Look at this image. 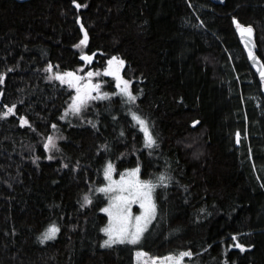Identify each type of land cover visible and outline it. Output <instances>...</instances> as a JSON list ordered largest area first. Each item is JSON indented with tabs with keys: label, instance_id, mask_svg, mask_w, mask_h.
I'll list each match as a JSON object with an SVG mask.
<instances>
[{
	"label": "trees",
	"instance_id": "16d2710c",
	"mask_svg": "<svg viewBox=\"0 0 264 264\" xmlns=\"http://www.w3.org/2000/svg\"><path fill=\"white\" fill-rule=\"evenodd\" d=\"M237 22L255 28L264 61V0H0V113L16 105L0 118V264H135L132 246H102L107 199L84 204L109 162L167 178L141 244L151 256L264 264V95ZM114 56L135 102L104 73ZM49 64L99 72L92 82L109 99L66 114L75 89L49 79Z\"/></svg>",
	"mask_w": 264,
	"mask_h": 264
},
{
	"label": "snow or ice",
	"instance_id": "6c2138e0",
	"mask_svg": "<svg viewBox=\"0 0 264 264\" xmlns=\"http://www.w3.org/2000/svg\"><path fill=\"white\" fill-rule=\"evenodd\" d=\"M75 2V0H73ZM79 7V5H77ZM83 27V25H81ZM237 28L240 30L241 36L245 33L251 34V26H243L237 22ZM88 43V34L85 31L83 39L79 41V44L76 47L87 45ZM95 53L89 55L84 53L82 55V60L86 62H91ZM249 56H252L253 53L250 51ZM124 65V61L118 57H112L107 61V67L104 69L106 75L112 76L116 81V88L119 91V95L127 97V102H135L136 96L132 93L130 89L131 81L126 80L121 75V69ZM58 67V66H57ZM54 66L49 64L47 66V71L53 72ZM100 75L99 72L87 71L85 75H78L77 72L66 71L60 73L59 71L53 72V76H50L49 79L53 77L60 80L62 83L68 84L69 87L75 89V95L71 97V103L68 105V108L65 109V113L79 114L82 109L86 108L89 101L95 99H107L111 94L109 93H100L101 84L99 82L93 83L92 78L94 76ZM261 78L264 79V70L260 71ZM3 82V74H0V83ZM95 91L97 95L93 96L92 93ZM16 105H12L7 108L6 111L0 113V118L7 117L15 109ZM133 119L137 122L139 127L144 133V142L146 146L152 147L156 144V140L153 137L151 131L149 130L148 121L143 118L140 114L133 112L131 113ZM65 117L62 116L61 119ZM21 124H28V120L25 117L20 118ZM195 123V122H194ZM95 126V125H93ZM52 128H56V125H52ZM59 137H53L49 135L47 137V142L44 144L46 149L56 148L57 145L55 141ZM237 143H239V134L237 133ZM101 147L107 148V145H102ZM49 159L52 157L49 156ZM115 171L111 162L107 164L104 169V176L107 179L108 183L103 187L97 189V191L109 195L108 206L102 208L101 211L106 212L109 217L108 224L101 229L107 239L103 240L102 246L111 247L116 244H131L137 245L147 225L155 217L156 214V204L153 200V191L157 187V184H163L166 181V177L161 174L156 183H153L151 180H141L139 178V167L133 169H126L123 173L120 174L119 180L113 179L112 173ZM84 204H90V197L85 194L83 197ZM139 204L140 209L142 210L139 215H133L131 212V205ZM83 206V205H82ZM59 231V228L53 224L41 234V242L51 240L55 238L56 233ZM235 239V237H233ZM236 247L240 248L242 251L245 246L243 244H236ZM137 260L141 264H149L148 260H143L142 258L147 257L148 254L142 250H138L135 253ZM192 255L191 251H182L178 254H169L163 258H152L151 264H156L157 261H160L161 264H183L185 257H190Z\"/></svg>",
	"mask_w": 264,
	"mask_h": 264
},
{
	"label": "rangeland",
	"instance_id": "374dc122",
	"mask_svg": "<svg viewBox=\"0 0 264 264\" xmlns=\"http://www.w3.org/2000/svg\"><path fill=\"white\" fill-rule=\"evenodd\" d=\"M100 93H108V92H105L103 89H100ZM74 95H75V93H74ZM92 95L93 96H95V95H97V93L95 92V91H93V93H92ZM110 97V96H109ZM107 99H109V98H107ZM107 99H95V100H97V101H100V100H107ZM95 100H91V101H89V103H88V105H91V104H93L94 102H95ZM87 105V106H88ZM81 112H82V110H81ZM80 112V113H81ZM79 113V114H80ZM68 115H70V116H77V115H79V114H72V113H67ZM57 145V144H56ZM56 148H53V149H51V150H49L50 151V153L52 152V151H54ZM113 165V164H112ZM113 167H114V169H115V171L112 173V176H113V179H115V180H119V178H120V174L121 173H123V172H121L120 174H116V168H115V166L113 165ZM105 169V168H104ZM130 169H133V168H130ZM141 172L139 171V173H138V175H139V178L141 179V180H151L153 183H156L157 182V180L158 179H155V180H153V179H145V178H142V176H141V174H140ZM103 175H104V171H103ZM108 183V181H107V179L105 178V176H104V182L102 183V184H100V185H97V186H95V188L93 189V191L90 193V195H89V197H90V199L92 200V199H96V198H98V197H103V198H106L107 199V204L105 205V207H107L108 206V203H109V195H107V194H105V193H102V192H99V191H97V189L98 188H100V187H103L105 184H107ZM158 187H159V184H157V187L154 189V191H153V200H154V202H155V204H156V214H155V217L151 220V222L147 225V227H146V229H145V231H144V233H143V236L141 237V240H140V242L137 244V245H131V244H127V245H130V246H132L133 248H134V258H135V264H141V262L140 261H138L137 260V257H136V255H135V253H136V251H138V250H142L143 252H145V253H147L148 254V256L147 257H144V258H142L143 260H148L149 261V264H151V261H152V258H163V257H166V256H168V255H166V256H151L148 252H146L144 249H142L141 248V244H142V242H143V240H144V238L146 237V234L149 232V230H150V228H151V226H152V224H153V222L156 220V217H157V212H158V208H157V200H156V193H157V189H158ZM104 207V208H105ZM142 210L140 209V206H139V204H132L131 205V212H132V214L135 216V215H139L140 214V212H141ZM107 214V213H106ZM108 215V214H107ZM108 222H109V217H108ZM105 239H107V236H106V238ZM156 264H161V262L160 261H157L156 262ZM183 264H194V263H192L191 261H189L188 259H187V257H185L184 258V261H183Z\"/></svg>",
	"mask_w": 264,
	"mask_h": 264
},
{
	"label": "water",
	"instance_id": "95a60500",
	"mask_svg": "<svg viewBox=\"0 0 264 264\" xmlns=\"http://www.w3.org/2000/svg\"><path fill=\"white\" fill-rule=\"evenodd\" d=\"M17 1L24 2L28 0H17ZM211 1L216 4H224L225 2V0H211ZM79 19L81 20V18ZM240 25H243L245 27L251 26L252 31L250 35L248 33H245L243 36H241L240 30L237 28V24L235 25V30L239 38V41L243 49L245 50L250 66L255 71V73L258 75V78L261 83V91L264 95V79H262L260 75V71L264 70V61L258 54V45L256 42V30L252 25H245V24H240ZM250 51L253 53V56L255 57V59H253L252 56H249Z\"/></svg>",
	"mask_w": 264,
	"mask_h": 264
}]
</instances>
